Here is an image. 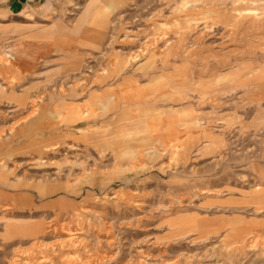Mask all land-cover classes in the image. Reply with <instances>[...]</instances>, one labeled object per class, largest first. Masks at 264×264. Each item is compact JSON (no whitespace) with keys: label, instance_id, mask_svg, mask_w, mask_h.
Masks as SVG:
<instances>
[{"label":"rangeland","instance_id":"1","mask_svg":"<svg viewBox=\"0 0 264 264\" xmlns=\"http://www.w3.org/2000/svg\"><path fill=\"white\" fill-rule=\"evenodd\" d=\"M15 1L0 264H264V0Z\"/></svg>","mask_w":264,"mask_h":264},{"label":"crops","instance_id":"2","mask_svg":"<svg viewBox=\"0 0 264 264\" xmlns=\"http://www.w3.org/2000/svg\"><path fill=\"white\" fill-rule=\"evenodd\" d=\"M5 7L8 9L9 14L11 15H17L21 13V10L23 9L22 6L20 5L19 1H15V0H5ZM46 3H48L49 5H47ZM45 4L47 6H50L51 8L53 7L52 2L49 0L48 2H46Z\"/></svg>","mask_w":264,"mask_h":264},{"label":"built area","instance_id":"3","mask_svg":"<svg viewBox=\"0 0 264 264\" xmlns=\"http://www.w3.org/2000/svg\"><path fill=\"white\" fill-rule=\"evenodd\" d=\"M25 2H29V3H40L41 0H24Z\"/></svg>","mask_w":264,"mask_h":264},{"label":"bare ground","instance_id":"4","mask_svg":"<svg viewBox=\"0 0 264 264\" xmlns=\"http://www.w3.org/2000/svg\"><path fill=\"white\" fill-rule=\"evenodd\" d=\"M60 227H61V226H60ZM63 227H64V225H63ZM70 233H71V232H70ZM75 238H76V237H74V239H75ZM71 240H72V237L66 239V241H71ZM66 241H65V242H66ZM74 241H75V240H74ZM63 242H64V241H63ZM61 244H62V243H61ZM62 245H63V244H62ZM90 261H91V260H90ZM92 261H93V260H92ZM88 263H89V261H88ZM92 263H93V262H92ZM89 264H90V263H89Z\"/></svg>","mask_w":264,"mask_h":264}]
</instances>
